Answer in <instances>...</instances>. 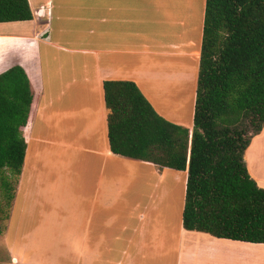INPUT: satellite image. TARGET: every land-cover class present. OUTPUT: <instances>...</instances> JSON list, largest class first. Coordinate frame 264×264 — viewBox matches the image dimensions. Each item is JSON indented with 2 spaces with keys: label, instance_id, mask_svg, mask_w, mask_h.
Listing matches in <instances>:
<instances>
[{
  "label": "crops",
  "instance_id": "1",
  "mask_svg": "<svg viewBox=\"0 0 264 264\" xmlns=\"http://www.w3.org/2000/svg\"><path fill=\"white\" fill-rule=\"evenodd\" d=\"M28 2L31 20L0 23V73L18 65L34 89L9 213L25 244L45 239L78 264H166L170 247L175 264L256 262L264 244L182 227L187 170L158 171L108 142V80L135 83L161 117L191 133L206 0ZM243 158L264 188V127ZM12 252L17 263L46 264L37 251Z\"/></svg>",
  "mask_w": 264,
  "mask_h": 264
},
{
  "label": "trees",
  "instance_id": "2",
  "mask_svg": "<svg viewBox=\"0 0 264 264\" xmlns=\"http://www.w3.org/2000/svg\"><path fill=\"white\" fill-rule=\"evenodd\" d=\"M31 19L28 0H0V23ZM102 87L111 152L152 163L158 171L187 170L185 230L264 244V188L243 158L264 127V0H206L191 133L161 117L135 83L108 80ZM33 100L22 67L0 73V190L6 208L24 163L23 129Z\"/></svg>",
  "mask_w": 264,
  "mask_h": 264
},
{
  "label": "rangeland",
  "instance_id": "3",
  "mask_svg": "<svg viewBox=\"0 0 264 264\" xmlns=\"http://www.w3.org/2000/svg\"><path fill=\"white\" fill-rule=\"evenodd\" d=\"M255 143H253L252 148L250 149L249 154H254ZM169 178H167L168 180ZM158 192V189L152 190L151 195L153 196L154 192ZM10 208H6L5 199L0 190V224L3 227L4 231L0 235V264H20L17 263L14 259L16 256L12 250L19 249L23 254L30 256L32 251H37L35 254L38 255L36 260H42L46 264H78V256H68V255H54L47 250V240L45 239H35L36 242L31 245H26L25 240L19 237V234L15 230V218L14 211L12 212V218L6 217L9 215ZM7 231L5 232V230ZM5 233V235H4ZM27 243V242H26ZM36 248V249H35ZM34 253V252H33ZM233 254L234 252H226ZM257 261L247 262L246 264H264V245L259 249ZM176 252L170 247L165 255L166 264H175L176 262ZM36 257V256H35ZM32 257V258H35ZM135 264H146L142 262H136Z\"/></svg>",
  "mask_w": 264,
  "mask_h": 264
}]
</instances>
